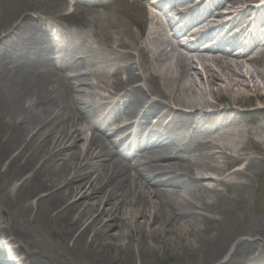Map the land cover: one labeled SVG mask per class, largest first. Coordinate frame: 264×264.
<instances>
[{
  "label": "bare ground",
  "instance_id": "bare-ground-1",
  "mask_svg": "<svg viewBox=\"0 0 264 264\" xmlns=\"http://www.w3.org/2000/svg\"><path fill=\"white\" fill-rule=\"evenodd\" d=\"M146 1L76 0L73 14L87 18L80 31L97 50L86 40L69 45L70 56L86 55L58 65L43 50H17L45 19L63 18L69 0H0V264H151L161 253L190 264H264V190H252L264 160V40L262 26L239 33L233 25L252 9L260 23L263 0H216L208 9L191 0L203 15L219 7L186 32L173 28L184 0ZM143 12L153 26L146 34L131 27ZM116 13L130 19L125 29L110 22L124 37L96 32ZM209 19L214 27L199 31ZM218 31V40L230 34L248 46L235 52L222 40L203 49ZM106 106L124 124L97 116ZM152 115L155 128L119 150L130 139L125 128ZM185 126L203 134L193 148L176 144L172 129ZM214 180L219 187L207 185Z\"/></svg>",
  "mask_w": 264,
  "mask_h": 264
},
{
  "label": "rangeland",
  "instance_id": "rangeland-1",
  "mask_svg": "<svg viewBox=\"0 0 264 264\" xmlns=\"http://www.w3.org/2000/svg\"><path fill=\"white\" fill-rule=\"evenodd\" d=\"M149 1L151 2V1H154V0H148V1H146L147 2V5L150 6ZM78 5L83 7V4H78ZM75 8L76 7L73 5V0H69V2H68V8L65 10V12L68 13V12H70L72 10L74 11ZM63 18H64V20H62V21L66 22L67 24H69V23H75L74 22L75 20H78V22L83 23V19H84L83 18V14H80V13H78L74 17L73 16H69V17L66 16V17H63ZM138 18H139V23L142 25L143 29H145L147 23H149V20H150L148 13L147 12H143V13L140 14V16H138ZM94 19H96V18H94ZM86 20H87V18L84 19V22H86ZM91 20H93V19H91ZM111 21L114 22V23H117L118 25H120L121 27H123L122 29H125V28H127L130 25V19H129V17L122 16L121 14L116 13V14H114V15L111 16V20L110 21H106L105 19H102V20L99 19V21L96 22L97 23V27H98L97 32H99L100 35L103 36V37L105 35H107V34L108 35L109 34L111 35V34H113V32H115V36L117 38L124 37L125 34H124L123 31H121V29L120 30L119 29H112V27L110 26V22ZM131 27H132L133 30L138 31L136 29V27H134L132 25H131ZM92 42H93V40H92ZM95 46H94V48H95ZM194 67H195V69L197 71H199L200 73H202V76H204L203 75L202 65L199 62L194 63ZM121 77L122 78H125L126 77V74L125 73H122ZM92 79L94 80V78H91V80ZM198 92H199L198 97H203L204 96V94L202 93V91L199 88H198ZM204 97H206L211 102H214L215 101V100H213L211 98L210 95H207V96H204ZM261 107L264 108V103H261ZM177 131L178 132H181V133L182 132H185L186 133V137L183 140H181V142H187V144H186V147L187 148H193V144H195L196 141H198L199 139H201V137L203 138V134L201 136L198 133H194L193 130L190 127H188V126L187 127L185 126V127L181 128V129H179ZM92 133L93 132L91 130H87L86 133H85V135H86V137H90V136H92ZM107 138L108 139H111V138H113V136H110L109 135ZM79 145L80 146L82 145L81 142L78 143V146ZM182 152H183V154H188V155H190L192 157L193 156H196L197 154H199V153H197V151H193V150H191L190 152H185V151L182 150ZM253 152H255V154L258 157H263V154H261L260 152L257 153V151H255V150H253ZM202 153L205 154L206 151L202 150ZM197 157L200 158L199 155ZM219 163L220 164H223L222 163V159L219 160ZM247 164H248V161H246L243 164V166H246ZM260 166H261V170H259L257 172V176H256L255 182H254V188H252V190H254L257 186L260 187V189L264 190V160L262 161V163H261ZM204 175L205 176H208V177L209 176H214L216 179L217 178H220V176L218 174L213 173V172H209V171H205L204 172ZM247 180L248 181H252V179L250 177H248ZM207 185H209L210 187H219L218 186V183L215 180L214 181H208ZM0 194H2V191L1 190H0ZM222 194L224 195V199H225L227 197L226 192L222 191ZM203 195L206 196L205 193ZM216 196H217V193H210L208 196H206V200L207 201H212L213 199L216 198ZM1 198H3V196H1ZM10 207L8 209L9 211H10ZM2 216H5V213H2ZM238 220H240V219H238ZM231 225H232L231 228L233 229L234 232L239 231V228L241 227L239 223L234 222V221H232ZM240 238L242 240H244V239H246V240H253V237H250V236H242ZM191 259H193V258L190 257V256H186L185 255V256H183V258H180V259L179 258H174L172 260V259H170V255L169 254L163 255L161 253L159 255V258L157 260H153V262L151 264H190V261L189 260H191ZM227 260H228V258L225 259L224 261H222L219 264H225V262Z\"/></svg>",
  "mask_w": 264,
  "mask_h": 264
}]
</instances>
